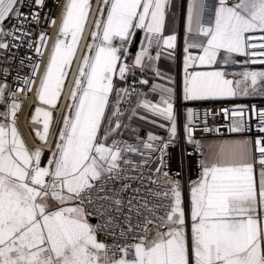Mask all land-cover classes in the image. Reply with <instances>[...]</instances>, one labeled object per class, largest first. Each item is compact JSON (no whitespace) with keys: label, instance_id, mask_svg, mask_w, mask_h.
<instances>
[{"label":"snow or ice","instance_id":"obj_1","mask_svg":"<svg viewBox=\"0 0 264 264\" xmlns=\"http://www.w3.org/2000/svg\"><path fill=\"white\" fill-rule=\"evenodd\" d=\"M46 7L0 0V264H264V0H67L37 86Z\"/></svg>","mask_w":264,"mask_h":264},{"label":"built area","instance_id":"obj_2","mask_svg":"<svg viewBox=\"0 0 264 264\" xmlns=\"http://www.w3.org/2000/svg\"><path fill=\"white\" fill-rule=\"evenodd\" d=\"M66 3H67V0H47V7L44 10V12L41 13V15L44 16V17L54 18L56 20V25L54 27H49V25L47 24V21H42V23L39 25V27H37V25H35V24L29 25V27H31L33 29H36L37 32L46 30L48 35L50 36L52 30L55 27H57V25H58V20H59L58 19V15L59 14H61L60 17H59L61 19L62 12L64 10V6H65ZM48 43H49V40L46 42V48L43 50L42 57H36L35 55L32 54V52L28 51L25 48H21L20 51L17 53L18 56H20V55H30V56H32L33 60L39 59V60L42 61V63L40 64V70H39L40 71V75H38L36 77L37 86L39 85L40 79H41V77L44 74L45 67H46V65L48 63V60H49V58H47L48 57ZM253 67H260V65H254ZM28 71H29V69L24 68V69H22L21 74L25 75V74L28 73ZM15 99L16 100H23V107H22V110L18 113V121H17V125H18L19 129L21 130L20 121H21L22 114H23V111L25 109L26 103L28 101H30V100L33 101L34 99L37 101L36 88H33L32 92L27 97H25L23 93L17 92ZM8 102L10 103V100ZM254 102L258 103V101H254ZM32 106H33V109L32 110L28 109L27 113H26L25 120L27 121V125L30 126L32 130L42 131V125L41 124H39V123H37V124L30 123V118H31V116L34 113L35 107H37L36 105H31V107ZM222 131L224 132L223 136H215V137H229V136L233 135V134L227 133V131L224 130V129H222ZM21 132H22V130H21ZM207 135H208V137H214L211 134H207ZM24 138L26 140V143L28 144V147L29 148H34V146H31L28 143L27 138L25 136H24Z\"/></svg>","mask_w":264,"mask_h":264},{"label":"crops","instance_id":"obj_3","mask_svg":"<svg viewBox=\"0 0 264 264\" xmlns=\"http://www.w3.org/2000/svg\"><path fill=\"white\" fill-rule=\"evenodd\" d=\"M100 2H101V0H93L94 5L96 6V9H94V12H93V18L95 17V11L98 10V7H99V5H100ZM179 2H184V0H179ZM89 27H90V30L85 34V40H84L83 44L81 45L80 52H79V57H82V55L84 54V46H85L86 43L88 42V39H89V37H90V32H91V30H92V25H91V23L89 24L88 29H89ZM138 34H140V39H142V38H143V37H142V34L139 33V32L137 33V35H138ZM140 39H139V40H140ZM133 44H134V42H133ZM133 44H132V48H133ZM138 44H139V43H138ZM137 49H138V46H137L136 50H137ZM79 57H78V59H79ZM160 64H161V67L163 68V70H165V71H168L169 68H171V70H172L173 73H175V72L177 71V67L174 66V65H171V62L168 61V60H166V59H163V58H162ZM255 68H259V67H255ZM70 79H71V80H74V79H75V70H73V73H72ZM65 103H66V99H65ZM31 105H36V106H39V107H46V106H44V105H40L35 99L33 100V102H32ZM58 107L61 108V111H60V114H61L62 111H63V106H62V105H58ZM32 109H33V106H32V107L30 106V109H29V110H32ZM33 114H34V113H33ZM60 114H59V116H60ZM27 130H28V132H29L30 137H28V134L25 136L24 133H23V131H22L23 135H24L26 138L28 137L27 139L31 138V139L36 143V146H34V148L37 147L39 144H38L37 141L35 140V136H34V134H33V131H31V130H32L31 127L28 126V125H27ZM235 135H236V134H233V135H231V136H229V137H208V139H209V142H211V141H213V140H217V141H218V140H223V139H231V138H233ZM28 142H29V141H28ZM29 143H30V142H29ZM50 148H51V143L49 144L48 148H45L44 150H45L46 152H48ZM46 154H47V153H46Z\"/></svg>","mask_w":264,"mask_h":264},{"label":"bare ground","instance_id":"obj_4","mask_svg":"<svg viewBox=\"0 0 264 264\" xmlns=\"http://www.w3.org/2000/svg\"><path fill=\"white\" fill-rule=\"evenodd\" d=\"M61 9V8H60ZM60 15L61 14H59L58 15V25H57V27H55L53 30H52V32H51V34H50V39H49V43H48V57L47 58H49L50 57V55H51V53H52V49H53V44H54V41H55V39H56V36H57V30H58V28L60 27V24H61V19L59 18L60 17ZM90 30V27H89V29H88V31ZM32 100H30V101H28L27 103H26V105H25V109H24V111H23V114H22V118H21V121H20V127H21V130L23 131V133H24V135L26 136L27 134H28V137H30V135H29V132H28V130H27V121L25 120V117H26V113H27V110L28 109H30V106H31V104H32ZM27 137V138H28ZM27 141H29L28 143L31 145V146H36V143L31 139V138H29V139H27Z\"/></svg>","mask_w":264,"mask_h":264},{"label":"rangeland","instance_id":"obj_5","mask_svg":"<svg viewBox=\"0 0 264 264\" xmlns=\"http://www.w3.org/2000/svg\"><path fill=\"white\" fill-rule=\"evenodd\" d=\"M90 40V37H89V39H88V41ZM5 110V108L3 107V106H0V111H4ZM59 114H60V112L59 113H54V115H56V116H59ZM63 115V111H62V113L60 114V116H62ZM58 126V125H57ZM21 131V130H20ZM22 133V132H21ZM23 138H24V136H23ZM25 139V138H24ZM35 140L37 141V143L39 144V141L35 138ZM26 141V140H25ZM28 145V144H27ZM45 151V150H44ZM45 153H47L46 151H45Z\"/></svg>","mask_w":264,"mask_h":264},{"label":"water","instance_id":"obj_6","mask_svg":"<svg viewBox=\"0 0 264 264\" xmlns=\"http://www.w3.org/2000/svg\"><path fill=\"white\" fill-rule=\"evenodd\" d=\"M139 39H140V34L137 35V38L136 40L134 41V44H133V51L136 50L137 46H138V43H139Z\"/></svg>","mask_w":264,"mask_h":264}]
</instances>
